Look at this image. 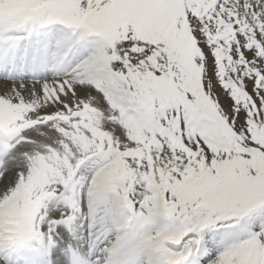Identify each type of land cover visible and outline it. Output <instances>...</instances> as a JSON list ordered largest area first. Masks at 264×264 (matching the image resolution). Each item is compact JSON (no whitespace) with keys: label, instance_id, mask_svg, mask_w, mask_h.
Returning a JSON list of instances; mask_svg holds the SVG:
<instances>
[{"label":"snow or ice","instance_id":"snow-or-ice-1","mask_svg":"<svg viewBox=\"0 0 264 264\" xmlns=\"http://www.w3.org/2000/svg\"><path fill=\"white\" fill-rule=\"evenodd\" d=\"M0 264H264V0H0Z\"/></svg>","mask_w":264,"mask_h":264}]
</instances>
